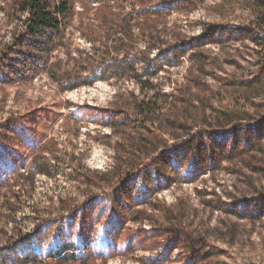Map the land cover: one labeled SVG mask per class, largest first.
Instances as JSON below:
<instances>
[{"label":"rangeland","instance_id":"rangeland-1","mask_svg":"<svg viewBox=\"0 0 264 264\" xmlns=\"http://www.w3.org/2000/svg\"><path fill=\"white\" fill-rule=\"evenodd\" d=\"M11 1L0 0V119L37 104L46 106L45 116L33 121V131L19 130L10 141L24 145L20 155L26 157L36 132L41 142L34 146L43 147L52 166L48 175L25 172L21 162L5 171L0 193L12 198L16 216L6 209L0 212L1 254L25 233L47 237L45 219L57 218L61 207L74 211L83 204L82 211H92L93 218L84 220L81 211L76 222L86 223L85 233L100 238H89L82 250L86 259L34 264H151V257L180 264L185 250L166 245L168 235L157 236L155 228L161 223L210 232L215 251L207 264H264V0H76L65 34L39 44L56 62L64 86L46 76L44 59L4 58V46L23 24L19 12L8 16ZM136 74L153 79L157 93L189 100L190 110L178 122L181 128L170 132L165 126L169 107L157 114L166 121L163 127L157 117L155 123L146 122V130L151 135L155 131L154 143L140 144L142 134L128 127L129 122L117 125L130 117L124 108L114 118L118 107L127 105L129 93L140 96L132 78ZM83 78L89 84L71 88L70 80ZM116 92L126 96L116 97ZM209 136L218 147L232 149L231 162L203 172L188 169L173 178L170 188L153 194L161 201L158 211L153 210L157 204L137 207L147 209L149 218L132 221L114 204L113 186L147 185L154 190L152 162L157 167L178 143L185 146L204 138L203 148ZM45 139L50 144L43 145ZM246 143L250 146L244 155L241 146ZM17 153L13 149L10 157ZM136 174L140 181L134 183ZM95 195L101 196L105 209L116 207L123 215L117 233L106 222L110 211L94 218L97 208L89 199ZM232 204L237 205L235 213L226 210ZM215 207L221 210L213 211ZM165 209L172 221L161 218ZM230 233H236L234 241L228 239Z\"/></svg>","mask_w":264,"mask_h":264},{"label":"trees","instance_id":"trees-1","mask_svg":"<svg viewBox=\"0 0 264 264\" xmlns=\"http://www.w3.org/2000/svg\"><path fill=\"white\" fill-rule=\"evenodd\" d=\"M105 1L107 0H99L101 4ZM75 2L76 0H12L10 3L12 13H8V16H16L17 12H19L20 17H23V24L13 33L12 41L4 46V58L11 60L15 56H24L29 61L32 59H44L46 62L42 64L43 66H46L44 72L46 76L57 85L64 86V76L58 73L56 62L53 61V57L46 53L47 49H41L39 44L41 42L48 44L56 37L65 34V29L72 24L75 16ZM39 70L40 69L30 71L38 72ZM121 76L123 75L121 74ZM133 76L134 77L132 78L138 86L137 88L140 96L136 95L134 92L128 94V97H126L128 100L127 105L125 107L119 106L115 111L114 118L117 119V116L120 115L119 113H121V115L124 113L123 108L129 112L130 117L123 116L128 119V121L117 122V125L122 122L126 125L129 122L128 127L137 134H142L140 138H138L140 144L141 140H143L144 143L148 141L154 143L157 141L155 131L152 130L153 134L151 135V130H146V122L152 121V123H155L157 120H160L161 122L159 121V126L163 127L166 121L157 117V114L162 112L164 107H169V110L171 111L167 119L169 125L165 124V126L170 128V132L181 128L182 125H179L178 122L183 120V117H185L184 115H187V112L190 110V108H187L189 100L186 101L182 99L178 94L173 95V93H162L161 91H158L157 93V88L153 79L150 77L145 78L142 74H136ZM69 83H72L71 88H76L82 84H89L88 78H83L79 82L70 80ZM115 96L122 98L125 97L126 94L116 92ZM46 108L47 107H44V105L39 106V104H37L34 107H28L24 112L18 111L16 114H12L5 119H0V183L2 182V179L6 177L4 176L5 171L8 168H10L11 171L19 162L27 167L25 172L30 171L33 174H49L52 166V157H45L46 153L43 150V147L40 149L34 146V144L41 142L36 135V132H34L36 139L31 141L29 145L27 144L28 146L26 145L29 150H32L28 152L26 156H29V162L26 161L25 156L22 157L20 155V149L24 148V145L18 146L16 141H10V139L14 140V133L19 132V130L33 131V128H36L33 126V121L37 118H43L45 116ZM69 115L71 114L69 113L65 116ZM139 116L144 117L145 122L144 120H141ZM52 117L54 118L55 115H52ZM156 117L157 119L155 121L153 118ZM114 118L112 115L107 116L108 120L115 123ZM35 126H37V124ZM203 139L204 138H199L197 141L192 140L191 144L189 143L185 146L178 143L175 148H171L168 151V156L163 158L157 167H154V164L156 163L155 161L149 165V167H151L150 179L153 182H157L155 183L154 190L150 189L147 185L136 187V184H132L125 188L113 186L111 192L116 196L113 201L114 204H118L119 207L124 210V214H128L132 221L137 222L140 219L142 220L144 216L149 218L151 215L148 214L147 209H137V207L144 204L147 206L157 204L153 210L158 211V206L161 205V201L158 197H154L153 194H156L163 189L170 188L172 186L173 178H180L181 175L184 176V174L189 171L188 169L203 172L210 170L217 163L222 164L223 162H231V160L234 159L235 153H233L232 149H226L227 145L218 147L214 137L209 136L208 141L202 148L201 142ZM42 142L43 145H47L50 144L51 140L45 139ZM195 142L196 145L199 143L200 146H196V148L193 147ZM52 144V146H55V143ZM248 146H250L248 143L241 146L242 154L245 155L248 153L245 149ZM13 149H17L18 153L17 155L10 157V153ZM6 158L7 160L1 163V161H4ZM75 170L79 172L82 169L75 166ZM170 174L171 179L161 182ZM135 176L134 183H137L140 181L139 175L136 174ZM112 177L114 178L115 175H112L109 181L112 180ZM144 182L145 179H142V183ZM116 191L119 192L116 193ZM0 196H3V205L0 207V212H3V210L6 209L15 217L16 211L15 208H12V198L8 197L6 194L1 195V193ZM100 198L101 196L95 195L89 199L90 202L88 201L90 206L97 208L94 218H101L103 214L110 211L106 222H110L112 226L111 231L117 233L123 215H118L119 211L116 207L105 209V206H102L103 202ZM162 204L166 205L165 202ZM83 207L84 205L81 204L74 211L61 207L57 213V218L45 219V223H47V228L45 229V233L47 232L48 235L47 237H37L36 235L25 233L19 237L16 244L9 242L7 244L9 247L6 249L4 255L1 254L3 251L0 249V264H34L37 260L43 259L62 260L72 263L85 260L87 253L83 254L82 250L87 248L89 238H92L93 240L100 238L99 235L90 236L85 233L86 223L76 222V216L82 211ZM99 207L100 209L98 210ZM236 208L237 205L232 204V206H229L226 210L235 213ZM214 210L218 211L221 210V208L215 207L213 211ZM82 212L87 216L84 220L88 217L93 218L94 213H92V211ZM166 214L167 209L162 211L161 218L165 222L172 221V218L166 217ZM115 216H119L117 220L113 219ZM14 219L15 218L9 223H13ZM95 221L93 226L95 225ZM104 225H106V223H104ZM158 226V228H155L157 236L168 235L166 245L172 246V244H174L173 246L178 249L180 248L181 251L185 250L183 261H181L180 264H207V260L211 259V256L215 251V246L210 232L206 233L207 230L205 228H203L204 231L201 229L198 231L194 229L192 231L188 229L189 227H183V229L175 228L172 224L167 225L166 223L158 224ZM229 235L228 239L234 241L236 233H230ZM157 257L162 259L163 254L160 253ZM96 258L102 259L104 257L97 255ZM150 259L151 264H164L169 262L166 258L158 260L151 257Z\"/></svg>","mask_w":264,"mask_h":264}]
</instances>
